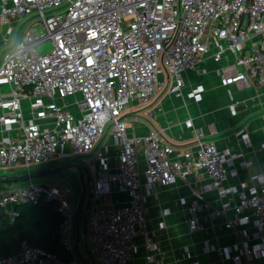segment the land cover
I'll use <instances>...</instances> for the list:
<instances>
[{
    "label": "built area",
    "instance_id": "obj_1",
    "mask_svg": "<svg viewBox=\"0 0 264 264\" xmlns=\"http://www.w3.org/2000/svg\"><path fill=\"white\" fill-rule=\"evenodd\" d=\"M4 25L0 129L9 134L0 138L1 176L31 172L59 157L80 158L90 186L81 240L91 264H138V234L145 251L141 264L154 261L166 223L148 225L147 194L201 172L220 200L192 189L188 231L202 232L206 224L232 231V241H206L204 252L215 251L223 264H264V172L251 176V184L226 185L239 175L231 164L242 153L218 147L201 127L193 147L176 150L157 129L131 134L125 116L164 88V73L172 79L169 92L182 93L184 71L207 73V57L218 63L227 53L234 56L216 69L226 86L264 83V0H0ZM48 42L45 51L40 46ZM203 92L197 84L188 94L201 99ZM185 125L193 127V119ZM237 134L250 142L247 131ZM1 185L0 205L12 213L21 202L55 203L59 238L74 260L23 241L17 253L0 255V264H77L72 182L49 177ZM183 256L201 264L187 245Z\"/></svg>",
    "mask_w": 264,
    "mask_h": 264
},
{
    "label": "crops",
    "instance_id": "obj_2",
    "mask_svg": "<svg viewBox=\"0 0 264 264\" xmlns=\"http://www.w3.org/2000/svg\"><path fill=\"white\" fill-rule=\"evenodd\" d=\"M233 62L234 56L230 53L225 54L218 63L207 57L202 64L208 69L207 73L198 74L190 69L184 71L185 86L180 94L169 92L172 79L168 73L162 74L164 88L148 104L133 105L131 112L126 111L129 132L143 135L157 129L176 150H183L195 145V130L201 127L205 138L218 147L234 154L242 153L231 164L232 168L238 169L239 175L229 178L226 185L238 183L240 180L251 184V176L264 172V147H261L264 143V83L253 81L246 84L240 81L229 86L224 85L216 69ZM197 84L204 86L201 99H194L188 94ZM232 104L235 106L234 112L231 110ZM188 118L193 119V127L185 125ZM239 130L249 133L250 142L237 134ZM4 134L9 133L0 129V138ZM245 162L251 164L245 166ZM85 176L88 177L86 169ZM143 181H146L144 175ZM211 183L210 177L201 172L190 176L187 181H179L169 186L156 185L147 194L145 206L148 225L157 227L161 220L166 223V228L159 231L161 251L149 264H189L191 260L183 256L185 245L189 246L193 259H198L201 264H223L215 251L205 253L204 245L206 241L228 243L234 239V233L222 228L213 231L206 224L202 232L192 234L186 223L187 208L195 201L192 189L201 190L213 202L220 200L218 191L212 188ZM120 196L125 198L123 194ZM86 222L81 225L80 232L86 230ZM135 242V261L138 264L144 263L145 251L140 234L135 237ZM80 245L81 251H84L82 253L90 262L91 255L82 247V240Z\"/></svg>",
    "mask_w": 264,
    "mask_h": 264
},
{
    "label": "trees",
    "instance_id": "obj_3",
    "mask_svg": "<svg viewBox=\"0 0 264 264\" xmlns=\"http://www.w3.org/2000/svg\"><path fill=\"white\" fill-rule=\"evenodd\" d=\"M59 223L60 216L55 203L47 200L37 204L18 203L14 213L0 205V255L17 253L22 242L26 241L55 253L65 261L74 260V254L61 244ZM76 261L79 262L78 258Z\"/></svg>",
    "mask_w": 264,
    "mask_h": 264
},
{
    "label": "water",
    "instance_id": "obj_4",
    "mask_svg": "<svg viewBox=\"0 0 264 264\" xmlns=\"http://www.w3.org/2000/svg\"><path fill=\"white\" fill-rule=\"evenodd\" d=\"M63 169H76L78 171V179L81 185V192H80L79 200L76 205V213H75V253L81 264H91L82 253L81 245H80L81 213L83 207L85 206V201L87 198V183H86L85 170L80 163L76 161H66L59 165L23 173L16 176H11V175L0 176V184L29 181L31 179H35V178L37 179L44 176L52 175L54 173L60 172Z\"/></svg>",
    "mask_w": 264,
    "mask_h": 264
},
{
    "label": "rangeland",
    "instance_id": "obj_5",
    "mask_svg": "<svg viewBox=\"0 0 264 264\" xmlns=\"http://www.w3.org/2000/svg\"><path fill=\"white\" fill-rule=\"evenodd\" d=\"M27 27H28V25L20 30L19 36L22 34V32ZM7 29H8L7 25L1 26L0 27V36H2L4 33H6ZM35 31H36L37 34H41L43 32L42 26L37 23L35 25ZM11 44H12V42L10 41V43L8 45H5L4 47H7V46L9 47V46H11ZM40 47L44 48V50L47 51V50H49L51 48V44L48 42V43H45V44L41 45ZM68 100H74V99L69 97ZM72 109H75V107H72ZM67 159H68L67 157H59L53 162L37 164V165H34L31 168V171H36V170L45 169V168H48V167H51V166L59 165V164H62L63 162H65V161H67ZM76 161L78 163L82 164V161H81L80 158H78ZM22 173L23 172H21V171L16 172L17 175L22 174ZM48 176L52 177L53 179L70 180L72 182V186H73V194H74L73 202H74L75 205H77V202H78L79 197H80V192H81V185H80V182H79V179H78V171L76 169H63L60 172H57V173H54V174L48 175ZM25 182H27V181L17 182V183H25ZM86 183H87V195H88V189L90 188V186H89V179H87V178H86ZM85 204H86V201H85ZM87 213H88L87 208L83 207L82 213H81V225L86 222L85 219L88 218V214ZM77 264H80V262H78Z\"/></svg>",
    "mask_w": 264,
    "mask_h": 264
}]
</instances>
